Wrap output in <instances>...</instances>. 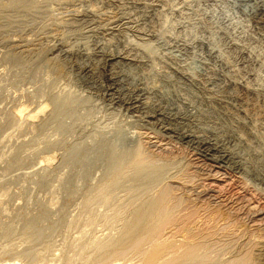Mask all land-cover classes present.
I'll use <instances>...</instances> for the list:
<instances>
[{
  "label": "rangeland",
  "instance_id": "rangeland-1",
  "mask_svg": "<svg viewBox=\"0 0 264 264\" xmlns=\"http://www.w3.org/2000/svg\"><path fill=\"white\" fill-rule=\"evenodd\" d=\"M263 11L264 0H0V264H146L155 245L161 264L192 246L188 264H264ZM137 88L151 92L133 108ZM218 144L228 161L208 152ZM164 188L170 224L119 253Z\"/></svg>",
  "mask_w": 264,
  "mask_h": 264
},
{
  "label": "bare ground",
  "instance_id": "bare-ground-1",
  "mask_svg": "<svg viewBox=\"0 0 264 264\" xmlns=\"http://www.w3.org/2000/svg\"><path fill=\"white\" fill-rule=\"evenodd\" d=\"M259 11V10H258ZM262 12V11H261ZM264 12V11H263ZM264 15V14H263ZM113 17V16H112ZM115 22V21H114ZM118 29H120V28H118ZM112 31V30H111ZM89 51V50H88ZM103 59L102 60H104L103 62H104V65H105V67L106 68H112L115 64H117L116 62H117V60L112 56V55H107V54H102V56H101ZM122 60V59H121ZM116 66V65H115ZM122 67V66H121ZM111 71V70H110ZM122 72V71H121ZM123 73V72H122ZM114 74V73H113ZM126 74V76L125 77H130V75L128 74V73H125ZM123 74H115L114 75V77L111 79V83H112V86H113V88H116L115 89V92H116V95H118L119 97L122 95H120V91L118 90V88H119V86H121V83L125 80L124 78V76H122ZM112 77V76H111ZM124 79V80H123ZM128 80V79H127ZM126 82V81H125ZM139 84V83H138ZM111 85V84H110ZM148 86V85H147ZM123 87V86H122ZM141 87V86H140ZM152 87V86H151ZM112 88V87H111ZM123 89V88H122ZM106 90V89H105ZM113 90V89H112ZM121 90V89H120ZM127 90V89H126ZM153 90V89H152ZM136 91H137V98L136 99H134V100H127L128 101V104L130 105V106H132L133 108L134 107H138V106H141V105H143L142 104V102H143V98L145 97V96H147V94L149 93L150 94V92H151V90H149V88L148 89H145V88H137L136 89ZM165 91V90H164ZM161 91H158V93H159V95L161 94V96L164 98L165 96L168 98V96H169V93H168V91L167 92H161ZM153 93V92H152ZM148 94V95H149ZM154 94V93H153ZM156 94V93H155ZM123 95H125V94H123ZM118 97V98H119ZM127 98V97H126ZM129 99V98H128ZM155 99V98H154ZM119 101H123V100H121V99H118ZM59 101H61L62 102V100H59ZM64 102V101H63ZM116 102V101H115ZM123 102H126V100L125 101H123ZM123 102H121V103H123ZM56 103H58L57 101H56ZM60 103V102H59ZM120 103V102H119ZM64 104V103H63ZM124 104V103H123ZM152 105H153V103H152ZM58 106V105H57ZM62 106V105H61ZM158 106V105H157ZM131 108V107H130ZM138 108H140V107H138ZM145 108V107H144ZM148 109V108H147ZM153 109V108H152ZM136 110V109H135ZM140 110V109H139ZM144 111V110H143ZM165 111V110H164ZM168 111V110H167ZM158 114L160 115V113L162 114V111H160V109L158 110ZM164 113V112H163ZM152 116V115H151ZM162 116V115H161ZM161 118V117H160ZM171 119V118H170ZM158 120V119H157ZM175 120V119H174ZM172 127V126H171ZM172 128H174V127H172ZM164 131V130H163ZM167 136V135H166ZM181 138V137H180ZM183 138V137H182ZM184 138H185V136H184ZM159 139V138H158ZM186 139H188V138H186ZM199 141V140H198ZM201 142V141H200ZM200 142H198L199 144H200ZM197 143V144H198ZM209 143V142H208ZM198 144V145H199ZM213 144V143H212ZM201 145H203V142H202V144ZM197 146V145H196ZM200 146V145H199ZM219 146V144L218 145H213V146H210L209 145V148H207L208 149V152L210 153V154H212V155H215V157L217 158V156L216 155H218L219 157H218V161H216V163H223L224 161L226 162V160L228 159V158H230L229 157V154L227 153V152H223V150L220 148V147H218ZM205 148H206V146H205ZM204 148V149H205ZM139 151V150H138ZM143 154L144 153H142V154H139L138 155V157L137 158H135L136 160H135V162H134V164H133V168L137 171V172H142L146 167H147V163H149V162H151V161H148L147 162V159L148 158H145V155L143 156ZM146 154V153H145ZM199 154V153H198ZM147 155V154H146ZM149 155V154H148ZM147 155V156H148ZM204 155V154H203ZM206 155V154H205ZM231 155V154H230ZM211 156V155H210ZM232 157V156H231ZM202 158V157H201ZM205 158V157H204ZM207 158V157H206ZM213 158V157H212ZM149 160H150V157H149ZM229 160V159H228ZM227 160V161H228ZM230 163V162H229ZM232 164V163H231ZM149 165V164H148ZM150 165H151V163H150ZM212 166V165H211ZM218 166V165H217ZM222 166V165H221ZM223 166H225V165H223ZM239 166V165H238ZM241 166V165H240ZM219 167V166H218ZM217 167V168H218ZM231 168V167H230ZM145 171V170H144ZM135 177V176H134ZM145 177V176H144ZM146 178V177H145ZM150 179V178H149ZM159 181V180H158ZM119 184V183H118ZM108 185V184H107ZM116 185H117V183H116ZM134 185V184H133ZM160 185V184H159ZM163 186V185H162ZM160 187V186H159ZM164 187V186H163ZM168 187V186H167ZM165 189V188H164ZM163 189V190H164ZM170 189V188H169ZM162 190V189H161ZM166 190H168V189H165L164 191H161V193H159L160 195L155 199V200H152V202L150 203V204H148V205H145L143 208H141L139 211H138V213H137V218H136V221L133 223V224H131V225H129L128 227H127V229H126V231H125V234H124V237L119 241V243H118V247L120 248V250H119V253H125L127 250H131V251H133V250H137V251H139V253L141 252V248H142V246H143V244L145 243V242H150L149 240L152 238V236L155 238V234L157 235V238L159 239V235L157 234V233H161L162 231H161V229H163L164 228V226H165V224H167L168 222H169V220H171L172 221V219H170V218H173L172 216H174V214L173 215H171V210L173 209V207L174 206H172V208H170L171 207V205L169 204L170 203V200H169V198H168V196H169V194L171 193V192H169V194H168V191H166ZM171 190V189H170ZM103 191V190H102ZM108 192V191H107ZM102 194V193H101ZM171 195V194H170ZM99 196V195H98ZM170 198L172 197V196H169ZM95 200H97V199H95ZM172 200H174V199H172ZM181 200V199H180ZM138 202V201H137ZM178 202V201H177ZM94 203V202H93ZM175 204V203H174ZM174 204H172V205H174ZM177 204V203H176ZM180 204V203H179ZM139 206V205H138ZM177 209V208H176ZM91 210V209H90ZM172 213H173V211H172ZM250 214V213H249ZM186 218V217H185ZM176 219V218H175ZM168 221V222H167ZM174 221V220H173ZM167 222V223H166ZM169 224H170V222H169ZM164 225V226H163ZM167 226V225H166ZM165 226V227H166ZM163 227V228H162ZM161 231V232H160ZM162 235V234H161ZM153 238V239H154ZM88 239V238H87ZM98 240V239H97ZM154 241H155V239H154ZM95 242V241H94ZM153 242V240L150 242V243H152ZM116 243V242H115ZM150 243H149V245H150ZM155 243V242H154ZM161 243V242H160ZM85 245V244H84ZM96 245V244H95ZM102 245V244H101ZM145 245H146V243H145ZM148 245V244H147ZM198 245V244H197ZM98 246V245H97ZM151 246V245H150ZM150 246H148V247H150ZM145 247H147V246H145ZM147 247V248H148ZM186 247V246H185ZM196 247V246H195ZM198 247V246H197ZM81 248V247H80ZM151 248V247H150ZM199 249L201 248V247H198ZM196 249V248H194V246H192L191 248H189L188 249V247H187V249L188 250H186V252L184 253L183 251V254L184 255H182V256H180L179 255V257L176 259L175 258V256H177L176 255V253H175V256H172V255H170V256H172V259H175V260H170V259H168V261H164L163 260V262H162V264H188V263H190V262H192V261H197L198 260V262H199V259H200V257H198V251L197 250H199V249ZM92 249H94V248H92ZM144 249V248H143ZM172 249V248H171ZM80 250V249H79ZM168 250V249H167ZM95 251V250H94ZM145 251H147V250H145ZM144 251V252H145ZM202 251V250H201ZM200 251V252H201ZM78 252V251H77ZM143 252V251H142ZM143 252V253H144ZM167 252V251H166ZM199 252V253H200ZM80 253V252H79ZM108 253H110V252H108ZM117 253H118V251H117ZM116 253V254H117ZM118 253V254H119ZM127 253V252H126ZM132 253V252H131ZM143 253H141V254H143ZM173 254V253H172ZM203 254V253H202ZM115 255V254H114ZM121 255H123V254H120V256ZM161 255H164V258H166V256H165V254H163V248L161 247V246H159V245H155V246H153V248L151 249V251H150V253L147 255V257H146V264H161ZM168 255V254H167ZM124 256V255H123ZM127 256V255H126ZM142 256V255H141ZM140 256V257H141ZM144 256H145V254H144ZM143 256V257H144ZM169 256V257H170ZM202 256V255H201ZM142 257V258H143ZM145 258V257H144ZM143 258V259H144ZM197 258H199V259H197ZM110 259V258H109ZM205 259V258H204ZM245 259V258H244ZM249 259H251V258H249ZM248 259V260H249ZM167 260V259H166ZM170 260V261H169ZM209 260V259H208ZM240 260H243L242 258H240ZM239 260V261H240ZM246 260V259H245ZM245 260L243 261L244 263H246L248 260H246V262H245ZM229 261V260H228ZM239 261H237V263L238 264H240L239 263ZM202 262V261H201ZM235 262V261H234ZM99 263V262H98ZM102 263V262H101ZM105 263H107L106 261H105ZM104 263V264H105ZM205 263V262H204ZM209 263V262H208ZM236 262L234 263V264H237ZM241 263H242V261H241ZM249 263H250V260H249ZM125 264V263H124ZM133 264V263H132ZM198 264V263H197ZM205 264H207V263H205ZM210 264V263H209ZM229 264V263H228ZM231 264H233V261L231 262Z\"/></svg>",
  "mask_w": 264,
  "mask_h": 264
}]
</instances>
